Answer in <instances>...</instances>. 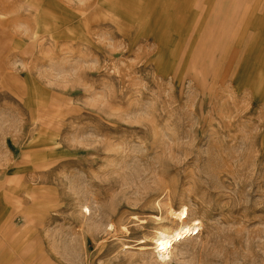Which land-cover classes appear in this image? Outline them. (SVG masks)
<instances>
[{"label": "rangeland", "instance_id": "1", "mask_svg": "<svg viewBox=\"0 0 264 264\" xmlns=\"http://www.w3.org/2000/svg\"><path fill=\"white\" fill-rule=\"evenodd\" d=\"M0 264H264V0H0Z\"/></svg>", "mask_w": 264, "mask_h": 264}, {"label": "bare ground", "instance_id": "2", "mask_svg": "<svg viewBox=\"0 0 264 264\" xmlns=\"http://www.w3.org/2000/svg\"><path fill=\"white\" fill-rule=\"evenodd\" d=\"M27 8V7H26ZM46 8L47 9H50V7H48V6H46ZM46 8H40L39 10H38V12L41 10V12L40 13H42V12H46L45 11V9ZM32 11V10H31ZM33 12V11H32ZM30 14V13H29ZM32 14V13H31ZM83 17V16H82ZM66 18H68V16H66ZM72 19V18H71ZM67 22H69V20L67 21ZM59 24L60 25H63V23L62 22H58V26H59ZM58 26H56L54 29H56ZM78 27V26H77ZM155 251L157 250V253H158V255L161 257V254H162V251L163 250H165V251H167L168 249H172L171 248V246L169 245V242H167V240L166 239H164V238H158V239H156L155 240Z\"/></svg>", "mask_w": 264, "mask_h": 264}]
</instances>
